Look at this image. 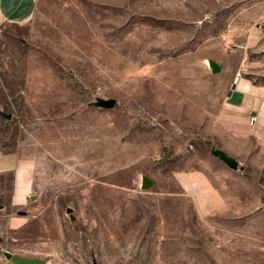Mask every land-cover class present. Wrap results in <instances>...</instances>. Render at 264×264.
Masks as SVG:
<instances>
[{"label":"rangeland","instance_id":"obj_1","mask_svg":"<svg viewBox=\"0 0 264 264\" xmlns=\"http://www.w3.org/2000/svg\"><path fill=\"white\" fill-rule=\"evenodd\" d=\"M238 77L264 87V0H36L1 26L0 254L264 264V130L229 105ZM195 171L218 206L181 187Z\"/></svg>","mask_w":264,"mask_h":264},{"label":"crops","instance_id":"obj_2","mask_svg":"<svg viewBox=\"0 0 264 264\" xmlns=\"http://www.w3.org/2000/svg\"><path fill=\"white\" fill-rule=\"evenodd\" d=\"M36 0H0V27L7 23L23 24L33 15ZM229 105L239 109L250 123V117L255 120L249 127L254 131L264 130V87L251 83L249 80L238 77L233 83L229 93ZM249 114V115H246ZM6 155H0V171L9 168ZM181 187L188 194L197 208L209 210L218 206V198L208 177L202 172H190L180 174L177 177ZM22 191L17 183H14L12 203H16L21 197ZM15 218H11L14 221ZM0 264H15L5 254H0Z\"/></svg>","mask_w":264,"mask_h":264},{"label":"water","instance_id":"obj_3","mask_svg":"<svg viewBox=\"0 0 264 264\" xmlns=\"http://www.w3.org/2000/svg\"><path fill=\"white\" fill-rule=\"evenodd\" d=\"M230 93V92H229ZM100 104L104 105V106H107V107H111L114 103L113 100H101L99 102ZM218 154H219V157L228 165L230 166L231 168H237V165H238V162L229 157L228 155H226L224 152L222 151H218ZM146 186L148 185V181H146ZM5 256L7 258H11L12 261L15 263V264H44V261L41 260V259H31V258H24V257H18V256H14V257H11L10 253L8 252H4Z\"/></svg>","mask_w":264,"mask_h":264},{"label":"built area","instance_id":"obj_4","mask_svg":"<svg viewBox=\"0 0 264 264\" xmlns=\"http://www.w3.org/2000/svg\"><path fill=\"white\" fill-rule=\"evenodd\" d=\"M254 120H255V117L254 116H251L250 117V123H252Z\"/></svg>","mask_w":264,"mask_h":264}]
</instances>
